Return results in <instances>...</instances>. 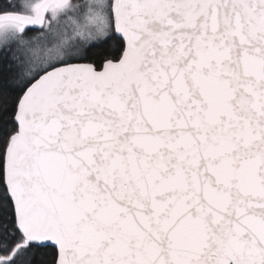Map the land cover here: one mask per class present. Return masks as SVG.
Returning a JSON list of instances; mask_svg holds the SVG:
<instances>
[{"label":"snow or ice","instance_id":"snow-or-ice-1","mask_svg":"<svg viewBox=\"0 0 264 264\" xmlns=\"http://www.w3.org/2000/svg\"><path fill=\"white\" fill-rule=\"evenodd\" d=\"M0 264H264V0H0Z\"/></svg>","mask_w":264,"mask_h":264}]
</instances>
